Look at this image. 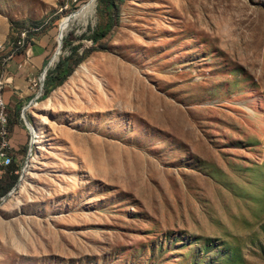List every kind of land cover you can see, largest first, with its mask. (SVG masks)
I'll use <instances>...</instances> for the list:
<instances>
[{
	"label": "rangeland",
	"instance_id": "rangeland-1",
	"mask_svg": "<svg viewBox=\"0 0 264 264\" xmlns=\"http://www.w3.org/2000/svg\"><path fill=\"white\" fill-rule=\"evenodd\" d=\"M88 2L0 0L2 61L41 25L52 57ZM118 10L104 49L26 108L33 133L1 91L18 187L0 201V264H264V0ZM98 11L62 43L92 48Z\"/></svg>",
	"mask_w": 264,
	"mask_h": 264
},
{
	"label": "trees",
	"instance_id": "trees-1",
	"mask_svg": "<svg viewBox=\"0 0 264 264\" xmlns=\"http://www.w3.org/2000/svg\"><path fill=\"white\" fill-rule=\"evenodd\" d=\"M96 1H97V8L99 10L98 13L102 19L93 28L88 29V31L90 32L89 34L84 33L81 36V39L89 40L93 47L88 50H83L80 53L79 52L80 44L72 45L70 43L72 34H69L67 37L63 38L62 48L65 49L69 48L70 53L67 56H60L59 60L54 64V66L47 71L44 80V88H45L44 98L47 97L49 93L53 91L55 88L63 84V82L67 79V77L71 75L74 68L82 61H84L91 52L97 49H104L103 46L99 44V42L105 39L108 33L110 32V30L113 28V26L116 25L118 13H119L118 6L124 0H96ZM41 26L30 28L31 29L29 32L30 36L27 39H24L25 43L23 46H19L18 45L19 38L18 37L15 38L11 43L14 44L13 51L15 52L16 50H18L16 54L18 55L23 54L25 49L33 42L32 33H34V29L40 28ZM26 30H29V28ZM95 45L96 47H94ZM3 63L6 62L2 61V56L0 54V76L2 75L3 72V66H4ZM16 171L17 168L14 166L13 163L4 171L2 177L0 178V198L4 196L12 187V184L15 181L17 175V173H15ZM4 178L8 179L9 182L5 183L6 179Z\"/></svg>",
	"mask_w": 264,
	"mask_h": 264
},
{
	"label": "crops",
	"instance_id": "crops-1",
	"mask_svg": "<svg viewBox=\"0 0 264 264\" xmlns=\"http://www.w3.org/2000/svg\"><path fill=\"white\" fill-rule=\"evenodd\" d=\"M32 41L23 54H16L7 65L3 66L5 67L3 75L5 84L2 97L10 113H17L21 107L35 97L34 91L30 88L29 79L41 76L51 58L53 27H48ZM17 128L13 126V134Z\"/></svg>",
	"mask_w": 264,
	"mask_h": 264
},
{
	"label": "built area",
	"instance_id": "built-area-1",
	"mask_svg": "<svg viewBox=\"0 0 264 264\" xmlns=\"http://www.w3.org/2000/svg\"><path fill=\"white\" fill-rule=\"evenodd\" d=\"M22 36H26V39L28 38V36L23 33ZM17 52L18 50L15 51V54ZM8 63H9V57H8ZM3 65H6V63H3ZM29 84H30V88L35 92L34 98L40 96L44 82H41L40 78H38L37 81H35L32 78L29 79ZM5 121H7L6 115L5 113H2L0 109V178L2 177L6 168L12 165L13 162V156H12L13 153L11 150L10 139H9L10 132L8 128H5ZM15 173H17V171Z\"/></svg>",
	"mask_w": 264,
	"mask_h": 264
},
{
	"label": "bare ground",
	"instance_id": "bare-ground-1",
	"mask_svg": "<svg viewBox=\"0 0 264 264\" xmlns=\"http://www.w3.org/2000/svg\"><path fill=\"white\" fill-rule=\"evenodd\" d=\"M93 4V0H89V2L74 14V18L73 19H81V18H86L87 15H89L91 13V6ZM94 19V18H93ZM71 21V19L69 20L68 17L66 19H64V21L61 23V34H63L65 28L68 26V23ZM25 35H27V33H23ZM26 38V36H24ZM29 37V36H28ZM24 38V39H25ZM59 38V37H58ZM19 46H23L24 45V41H19L18 42ZM10 60V59H9ZM4 84H5V80H0V106H1V111L2 113H4V103L2 101V97H1V91L4 88ZM39 96L36 97V100L38 99ZM36 100L34 101V103H36ZM5 128H8V122L5 121ZM32 130V128H31ZM33 133V130L31 131ZM23 186V185H22Z\"/></svg>",
	"mask_w": 264,
	"mask_h": 264
},
{
	"label": "water",
	"instance_id": "water-1",
	"mask_svg": "<svg viewBox=\"0 0 264 264\" xmlns=\"http://www.w3.org/2000/svg\"><path fill=\"white\" fill-rule=\"evenodd\" d=\"M73 16H74V14L69 15V16H68V19L70 20ZM60 32H61V30H60V25H59V33H60ZM62 37H63V34L60 33V36H59V38H58V46H57V49H56L55 53L53 54V56H52V57L50 58V60L48 61V63L46 64V66L44 67V70H43V72H42V74H41V76H40V80H41V82H44V79H45V76H46V73H47L48 69H49L50 66L53 64L54 59L56 58V55H58L59 52H60V49H61V47H62ZM35 100H36V98H33V99L27 104V106L24 107V108L22 109V115H23V117H24L25 124H26V126L29 128L30 131H31V126H30L29 122L26 120V118H25V116H24V111L26 110V108H28L29 106H31V105L34 103ZM17 187H18V184H16V185L12 188V190H11L9 193H7L6 195H4V196L1 198L0 201H1V202H4V201L7 199V197L17 189Z\"/></svg>",
	"mask_w": 264,
	"mask_h": 264
}]
</instances>
